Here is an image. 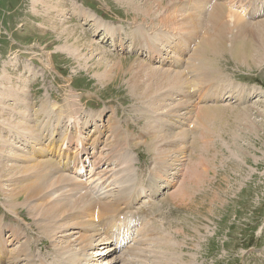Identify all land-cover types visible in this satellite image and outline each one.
<instances>
[{
  "label": "rangeland",
  "instance_id": "374dc122",
  "mask_svg": "<svg viewBox=\"0 0 264 264\" xmlns=\"http://www.w3.org/2000/svg\"><path fill=\"white\" fill-rule=\"evenodd\" d=\"M182 1H185L184 6L189 3L198 6L201 1L207 3L195 10L189 7L188 10L184 9L201 16L203 14L206 22L216 4L226 3V0H179L176 5L181 6ZM129 2L130 0H39L37 2L0 0V153L3 155V165L14 167L28 164L30 159L27 154L30 155V144L34 143L36 147L48 144L53 135H55L54 140L56 138L62 140L58 141L59 144H51L52 146L60 148L64 137L69 136L74 139L71 144L74 149L75 146L78 147V133L83 131L90 141L87 144L101 139L103 153L98 160L107 162L105 169L98 170L99 162L96 160L95 146L92 147L93 152H90L89 148L88 152L94 168L106 178L104 183L111 181L114 191L118 188L117 184L123 186L142 184L143 179L138 177L134 168V159L141 162L140 165H143L145 173L155 168L149 180L152 176L159 177V181L164 179L167 173L169 177L172 175L168 177L171 185H167V179L161 180L160 185L156 184L157 191L161 189L157 200L142 197L137 204V210L141 212V229L144 226L146 228L137 233L136 239L130 243L129 248L109 253L103 251L104 246L98 244L91 251L96 264H111L112 261V264H184L180 261L177 263L178 252L179 255L183 252L180 258L187 261V264H264V35L255 36L249 30L245 33V28L251 30V24L264 22V18L254 21L246 19L245 28H233L232 32L236 33L235 42L241 41L243 37L248 40V45L250 42L252 53L249 60L238 62L228 53L220 55L217 64L208 66L207 70L214 72L213 77L222 81L221 83L213 81L214 84L224 88L225 97L220 102L214 103V98L204 96L203 88L190 100L180 92L175 94L184 100H193L192 103L196 105L195 116L189 119L187 126L184 127V131L187 129L189 134L186 139L176 140L179 146L184 148L182 153L179 147L175 146L178 151L174 156L181 158L177 163L178 168L162 170L157 164V153L144 141L152 140L153 135L159 130L158 123L153 118L158 114L163 116V123H167L164 124L166 128L164 132L183 130L176 124L178 119H173L177 115L173 117L168 114L176 102L169 99L168 92L164 91L160 94L164 107L158 113L153 109L155 106L141 98L151 87L135 88L129 85V79L139 69L136 64L126 59L145 62L148 68L158 67L159 62L150 63L131 50V47L137 45L136 38L126 35L114 37V28L106 27L108 24H124L121 28L125 32L140 27L139 34L144 39L148 38L144 30L154 32L170 29L185 38L192 35L187 34V31L171 29L172 27L162 28V24L158 22L162 16L153 19L149 16L142 17L146 15L145 10L139 5H131L133 8L139 6V10L141 9V12L138 10L135 12L126 4ZM234 3L235 11L245 18L238 9L240 2L236 0ZM207 5L210 7L208 8ZM224 6L228 8L226 4ZM60 9L63 11L59 12ZM159 10L157 7L153 12L157 14ZM79 16H85L86 20ZM252 29L263 31L264 23ZM69 32L78 34L89 43L79 52L84 58L81 59L80 54L76 55L78 52L67 51L61 35ZM232 32L229 33L228 38H231ZM192 38L190 37V40ZM162 42L160 39L154 41L156 46ZM198 45L194 46L192 53ZM141 46L148 49L145 44L138 47ZM191 54L184 61L183 67L177 70L184 71L189 64L188 61L190 62ZM142 56L145 57V53ZM160 67L172 69L168 66ZM106 68L108 70L111 68V72H108L106 77L99 76ZM185 71L190 80L195 79L191 71ZM10 86L13 89L19 86L24 89V96L22 92L21 95L27 100L25 99L21 106L16 105L14 90L7 88ZM2 90L8 92L3 97ZM136 90L141 94L136 93ZM199 94L200 97L197 98ZM202 97L207 103L200 100ZM44 105L45 109L47 106L48 113L42 111ZM54 105L58 109L55 110ZM205 105L222 108L218 113L219 121L207 122L210 125L208 132L197 121V114L201 111L197 107ZM245 106L248 107L244 108ZM24 108H32L26 111L31 117V122L29 118L24 119L19 116ZM42 112L44 114L35 119ZM70 115L75 119L72 126L69 125ZM169 120L173 125L168 124ZM23 122L35 126L33 133L39 139L32 135L25 136L28 132L24 130ZM37 124H45L47 131L39 130ZM112 128L117 130L116 133ZM12 130L19 131L22 139L11 137ZM44 132L49 133L48 138L43 137ZM72 132L76 137L72 136ZM124 136L128 138L127 141ZM174 150L172 149L168 157ZM67 153L72 156L71 150ZM48 158L51 163L55 162L52 156ZM38 159L42 160L41 157ZM118 161L123 162V165L121 166L120 163L118 166ZM109 162L115 163V166ZM55 164L49 167H56ZM144 170L139 169L140 172ZM127 177H129L128 183ZM21 178L23 183L29 181L25 176ZM188 187L193 189L187 192V196L179 195L181 192H186ZM6 188L10 187L6 186ZM213 193H218L220 197L218 202L211 201ZM174 195L176 196L173 197ZM2 201L6 199L0 190V220L9 224L14 217L12 220L15 221V224L3 228L8 230L5 232V237L10 239V233L14 237L18 230L20 236H16L18 239L12 247L19 246L24 241L29 243L28 249L18 256L15 255L17 261H10L11 264L28 263L24 259L26 253L31 254V263L34 264L64 263L61 255L63 253L65 256L67 253L62 249H65L71 240L75 243L81 233L91 232L73 226L71 230L68 228L67 232H78L68 237L69 233H62L56 229L54 239L53 233L49 234V230L52 229L45 226L48 220L38 218L36 213H31L25 207H17L13 210L9 201L4 203ZM32 202L42 203L37 200ZM30 203L25 202L26 205ZM145 213L149 215V219L143 218ZM77 214L82 216L83 213ZM86 217L92 219L88 213ZM145 229L147 231L142 233ZM197 229L202 231L199 232ZM79 242L80 240L76 244ZM174 248H177V253Z\"/></svg>",
  "mask_w": 264,
  "mask_h": 264
},
{
  "label": "bare ground",
  "instance_id": "6f19581e",
  "mask_svg": "<svg viewBox=\"0 0 264 264\" xmlns=\"http://www.w3.org/2000/svg\"><path fill=\"white\" fill-rule=\"evenodd\" d=\"M37 1L39 0H35V2ZM178 1L179 0H161V1L145 0L144 2H142L138 0V2H135V0H130L129 3H126L130 6V8L135 10V12L136 10L141 12V9L139 10L138 8L139 6H141L145 10L144 14L146 13V15H143L142 17L146 18V16H149L151 19H153L154 17L158 18L159 16H162L160 21H158L162 24L161 26L162 28L172 27L171 29H178L180 32L187 31V34L192 35L190 37H193L191 41L196 40L198 38L200 39V42L198 41L197 43L199 45L193 53L191 51L193 50L194 46L191 49L190 45L187 44V42L190 41V37H187L188 40H185L184 43L181 45V48H182L181 50H183L184 52L186 51L187 57L192 53L190 56L191 57L190 62L188 61L189 64L188 66L185 67L183 72L177 69L176 70L161 69L162 67H160V65L158 67L156 66L154 68H148V65L145 62H138L136 60H132L129 58L126 59L136 64L139 69L135 73V75H132L131 79H129L128 81L129 85L135 88H138L139 86L151 87V89L143 93L142 97L137 94L138 97H141L144 100H146L148 104L155 106L153 107V109L158 113H159V110L160 109L162 110L164 107L163 101L160 99V94L163 93L164 91L168 92L167 95L169 96V99L171 98L173 101L176 102V105L171 108V111L169 110L168 114H170V116H173V117L174 115H177L173 119H176V118L178 119L177 123L180 125V127L183 130H181V132L179 131L178 132H174V131L164 132V130L166 129L164 124H167V123H163V116H160L158 114L156 117H153V116L152 117L154 118V121L158 123L157 127L159 128V130L156 132L155 135H153L152 140L144 141V143L148 144L151 147V149L157 153L156 155L158 157L157 164H158V167L162 170L178 168L177 163L180 161L181 158L180 156H174V153L178 151V149L175 146L179 147V150L182 151V153H183L184 148L180 147L176 140L186 139V137L189 134H188L187 129L186 131H184V127L186 126V122H188L189 119L195 116L194 108H196V105L192 103L193 100L189 101L190 99H192L193 95L195 94L193 93L191 89L193 87L195 88L203 87V85L205 84H206V87L211 88V91H212L213 86L217 87L216 83L215 84L213 83V81L217 79L213 77L214 72H210L207 70L208 66L214 63L217 64V61L220 55L230 53L234 57V60H237L239 62V61L249 60L250 59L249 57L251 56L250 54L252 53L250 42H249V45H250L249 46L248 40L245 39L244 37L241 38L242 42L239 40H237L239 43L235 42L236 33L234 34L232 32L234 31L233 28L240 29V28H245L246 26V23H245L246 18L244 19L234 9L235 8L234 2L236 0H230V1L226 0V3L224 4H226L228 8H226L224 4H216L213 7V11L211 12L210 16L207 14L209 16V18L207 19L208 22H206V19H204L203 14L201 16V14L199 15L191 11H185L184 9L188 10L187 7H189V5L184 6L185 1H182L183 4L181 6L176 5ZM200 3L201 5L207 4L204 1H201ZM131 5H139V6H136L135 8H133ZM157 7L160 10L156 14V12H153V10H156ZM200 7H197V8H200ZM61 11L63 10L60 9L59 12ZM248 13H249V16H257V15L264 13V0H251ZM83 14H85V12H83ZM261 23H264V22H261ZM261 23L251 24L252 28H255L256 25L261 24ZM248 24L250 23H247V25ZM252 28L251 30L250 29L246 30L245 28V33H247V31L249 30L255 36L264 35V30L256 31L255 29H252ZM230 32H232L230 36L231 38H228L229 37L228 35ZM61 37L64 39V45L67 47V51H70V53L78 52L76 53V55L80 54L79 52L83 51V48L89 45V43H87L81 37H79L78 34H75V33L73 34L72 32L63 34L61 35ZM228 41H230L229 43L232 44V45L230 44L231 46L229 45ZM230 48H232L231 52H229ZM149 50H152L155 53H159L161 48H158V47L155 48L151 46ZM103 53L105 52L103 51ZM79 57L81 59L84 58L81 54ZM193 59H194V62H193ZM197 60L198 62H196ZM252 60L254 62V59ZM105 67H102V68H105ZM110 70L112 69L109 68L108 70L106 68L105 72H101V73H100V70H98V72L100 73L99 76L106 77L107 73L111 72ZM185 70L191 71V73L194 74L195 79L190 80L187 77L189 75H186L187 73ZM144 73H147V74H144ZM93 74L98 75L96 73H93ZM224 82H225V78H224ZM196 83H199V85ZM208 83H211V84H208ZM190 84H192L193 86ZM7 85H10V84H7ZM7 88H9L10 90L11 89L14 90L15 95H16L14 97L15 98L14 100H16L15 101L16 105L21 106L25 102V99H26V97L25 99L22 98V95H21V92H22L24 96V93H23L24 89H22L20 86L17 89H13L11 86ZM135 92L141 94L140 91L136 90ZM179 92L184 97H186V99H189V100H184L182 99V97H178L175 95V94H178ZM212 92L213 93H210V97L212 98L219 97L221 93V91L217 92V89ZM5 93H8V92L2 90V93H1L2 97L5 96L4 95ZM247 107L248 106H245L244 108H247ZM50 108L51 107H49V110ZM54 108L55 110L58 109L56 108L55 105H54ZM197 108L201 110L197 114L198 115L197 121L199 122V124H202L203 129L205 128L208 132L210 130L209 129L210 125L208 123L211 121L215 122L219 119L220 116L218 115V113L220 110H222V108L220 106H211V105L199 106ZM24 109L25 110L24 111L22 110L19 116L23 117L24 119L29 118L31 122V117L29 116V114H26V111L30 108H24ZM46 109H47V106H46ZM46 109L44 105L42 111L47 112ZM208 109H211V111ZM244 110H248V109H244ZM4 114L6 115L5 112ZM170 116H167V118H169ZM69 117H70L69 125L72 126L73 122H75V119H73L72 115H70ZM77 123H79L78 120H77ZM115 124H116V121H115ZM168 124L173 125V122L169 120ZM23 125L25 126L24 130L28 132L26 133L25 136L32 135L34 138L35 137L38 138V136H35V134L33 133V131H35L36 129L34 125H31L30 123H26V122H23ZM112 131L116 133L117 130L115 131L114 128H112ZM11 133H12L10 134L11 137L16 136L15 138L22 139V135H20L19 131L15 132L14 130H12ZM152 134H154V132H152ZM72 136L76 137L73 132H72ZM85 139L86 137L83 134V131H79L77 140L79 144L81 145L82 150L80 153V157L77 161L75 159H72L71 156L67 153V151L69 152L71 150V144L74 141V139L69 136L64 137V140L60 148H58L57 146H52L51 144H46L45 148L44 147H41V148L32 147L29 152L30 155L27 154L30 159V162L26 165H18L14 167H12L11 165H3V155L2 153H0V162H1L0 190L2 191V196L5 197L6 199V201H2L3 203L9 201L10 206L13 208V210L14 209L16 210L17 207L18 208L25 207L28 210H30L31 213H34V214L36 213L37 214L36 216L38 218H43L45 220H48L45 226H47L49 229L50 228L52 229V230H49L50 231L49 234L53 233V235L52 234L51 235L54 239L56 235V229L60 230L62 233L63 232L65 233L67 232L68 228H70L71 230L73 226H77V228L81 227V228H84L85 230L87 229V231L88 230L91 231L89 233L87 232L88 234L81 233V235H79L78 238L75 240V243L71 240L69 242V245L66 246L65 249L64 248L62 249L67 253V255L65 254L64 256V254L62 253L61 258L64 260L62 261L64 263L60 262V264H96L95 263L96 260L93 256L94 254L91 251H93L98 244L104 246L103 251L105 252L110 253L111 251H115L116 250L115 247H118L119 244L122 243V241L126 239L128 235L131 234V225L134 221L132 220L133 205L129 203L130 200L131 199L133 200L134 198H138V197L140 198L143 194H147L148 196L149 195L154 196L158 192L156 189V184L160 185L161 180H164V179L165 180L167 179L169 181L168 173L164 175L165 176L164 179H161L159 181H158L159 177L157 176H152L151 180H149L150 175L155 170V168H152L149 172L148 179L146 180V182L145 180H143L142 184H139V185L132 184L128 186L117 184L118 188L116 191H114V187L111 181L108 183H104L106 178H103V176L100 175L94 168V164L91 162V157H90V153L88 152V148L87 147L84 148L83 146V141ZM124 139L125 141H127L128 138L124 136ZM167 141H169V143ZM57 143H58L57 139L56 141L55 140L53 141L54 145H56ZM115 143H116V138H115ZM114 146L115 144L113 145V148ZM172 149H175V150L173 154L169 155L168 157V154L171 153ZM53 154H57L61 157V159L59 160V163L58 161L57 163L56 162L51 163V160L48 157L49 156L53 157ZM83 155L86 157H83ZM98 155H99V152L96 151V156ZM123 155L125 156V153H123ZM22 156H24V154H22ZM76 156L77 155H75V157ZM38 157H41L42 160H39ZM120 163L122 166L123 162L121 161H118L117 163L118 166L120 165ZM51 164H55L56 167L55 166L49 167ZM59 164L61 168L63 169V171L61 170ZM134 164H135L134 168L137 167L136 171H137L138 177L143 179L145 170L142 168L141 165L137 166L136 163ZM64 166L66 167L67 172L65 171ZM139 169L144 170V171L140 172ZM22 176H25V179L29 181L27 183H23V179L21 178ZM126 179L128 183L129 177H127ZM6 186L10 188L7 189ZM192 189H193L192 187H188L186 192H181L179 193V195L187 196V192H190V190ZM149 192L150 194H148ZM5 193H6V196H5ZM175 196L176 195H174L173 197ZM34 200L42 201V203L41 204L33 203L32 201ZM219 200H220V197L218 193H213V196L211 197V201L214 203V202H218ZM28 201L31 203L26 205L25 202H28ZM78 212H82L83 213L82 216L81 214H77ZM87 213L90 217H92V219L86 217ZM122 213L124 214V216L126 215L129 218V220L124 221L121 217L116 218ZM96 216L98 220L105 219L104 221L105 233L102 231H99L97 225H95L96 220L94 219L96 218ZM2 223H3V220H0V264H9L10 261L12 262L17 261L15 257L21 254L22 252H24L25 249H28L29 243L28 241H26L25 243L23 242L19 246L13 248L11 245L13 244L14 240H16V238L14 237L12 239H6V237L4 236L6 229H3L5 226H9L12 223H9V224H5V223L2 224ZM197 223H199V221ZM143 228H146V227L144 226ZM143 228L140 231H142ZM197 230L199 232L202 231L200 229H197ZM145 231H147V229H145L144 232L142 233H145ZM77 232L71 231V233H69L68 231L67 233L69 234L67 236L69 237V235L73 233H77ZM116 232L118 233L119 237L115 239V242L113 245L112 240ZM79 240H80L79 244H76ZM74 245L76 246L72 247ZM180 246L182 245L180 244ZM176 249L177 248H174V251H176ZM15 252L17 253L15 254ZM182 253L183 252H181L179 255V252H178L179 256L177 255V257L179 260L176 259V261L178 260L177 263L180 261V262H184V264H187L188 263L187 261L180 258ZM7 254L9 255L8 257H6ZM30 255H31L30 253L25 254L24 259L25 261L28 262L26 264H34V263H31L32 257ZM99 257L100 256H98V258ZM115 261H117V259ZM112 263L113 261L111 262V264Z\"/></svg>",
  "mask_w": 264,
  "mask_h": 264
}]
</instances>
